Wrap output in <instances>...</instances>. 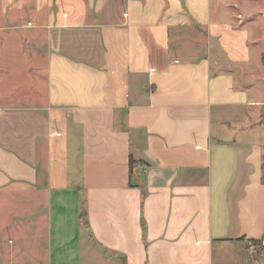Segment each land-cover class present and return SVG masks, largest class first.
Returning <instances> with one entry per match:
<instances>
[{
  "label": "crops",
  "instance_id": "1",
  "mask_svg": "<svg viewBox=\"0 0 264 264\" xmlns=\"http://www.w3.org/2000/svg\"><path fill=\"white\" fill-rule=\"evenodd\" d=\"M246 2L0 0V264H264Z\"/></svg>",
  "mask_w": 264,
  "mask_h": 264
},
{
  "label": "trees",
  "instance_id": "2",
  "mask_svg": "<svg viewBox=\"0 0 264 264\" xmlns=\"http://www.w3.org/2000/svg\"><path fill=\"white\" fill-rule=\"evenodd\" d=\"M132 164H133V159H131V157H130V160H129L130 171H131ZM79 219H80V222L82 223V226L86 230H88V223H87V218H86V211H85V208H84V200L82 201V207H81V212H80V215H79Z\"/></svg>",
  "mask_w": 264,
  "mask_h": 264
},
{
  "label": "rangeland",
  "instance_id": "3",
  "mask_svg": "<svg viewBox=\"0 0 264 264\" xmlns=\"http://www.w3.org/2000/svg\"><path fill=\"white\" fill-rule=\"evenodd\" d=\"M254 1H257V0H248V2H246V3H251V4H256V2H254ZM260 1V4H263L264 5V0H259ZM264 39V38H263ZM261 43V45L263 46V48H264V41H261L260 42ZM263 57H264V55H263ZM2 221H6L7 220V218H6V215H2L1 216V218H0ZM3 225H4V223H3ZM8 237H12L13 238V240H14V237L13 236H10V235H6L5 237H4V239H3V242L6 244L7 243V240H8ZM15 243L17 242V240L16 241H14Z\"/></svg>",
  "mask_w": 264,
  "mask_h": 264
},
{
  "label": "built area",
  "instance_id": "4",
  "mask_svg": "<svg viewBox=\"0 0 264 264\" xmlns=\"http://www.w3.org/2000/svg\"><path fill=\"white\" fill-rule=\"evenodd\" d=\"M262 246H264V239L259 240V241H251L250 242V249L253 251L259 249Z\"/></svg>",
  "mask_w": 264,
  "mask_h": 264
}]
</instances>
